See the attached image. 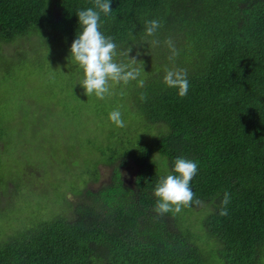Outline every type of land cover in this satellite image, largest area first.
Returning a JSON list of instances; mask_svg holds the SVG:
<instances>
[{
	"label": "trees",
	"instance_id": "1",
	"mask_svg": "<svg viewBox=\"0 0 264 264\" xmlns=\"http://www.w3.org/2000/svg\"><path fill=\"white\" fill-rule=\"evenodd\" d=\"M89 7L94 0H0V83L24 59L4 47L22 39L31 40L34 57L46 53L52 66L66 61L77 80L68 48L80 31L75 12ZM110 7L100 30L117 44L115 61L140 69L143 80L109 81L110 94L91 96L99 116L108 118L111 99L123 114L119 145L93 146L95 160L79 174L82 186H69L64 210L0 235V264H264V0H111ZM152 19L160 28L147 36ZM41 38L50 47L39 49ZM179 69L189 83L183 97L163 81ZM72 89L77 100L82 89ZM18 90L13 79L0 93V114L10 113L0 115L2 148L5 119L26 126L29 108L16 106ZM179 156L198 163L193 199L184 210L157 214L152 189L166 174L162 162L171 170ZM33 165L13 182L1 175L0 195L11 201L21 187H41ZM100 165L110 166L108 180L100 181ZM126 165L134 168L130 182Z\"/></svg>",
	"mask_w": 264,
	"mask_h": 264
},
{
	"label": "rangeland",
	"instance_id": "2",
	"mask_svg": "<svg viewBox=\"0 0 264 264\" xmlns=\"http://www.w3.org/2000/svg\"><path fill=\"white\" fill-rule=\"evenodd\" d=\"M43 38L37 44L39 49L44 48V43H47ZM30 44L31 40L22 39L19 43H10L4 47L7 49V55L18 57L20 53H24V59L13 69L12 79L0 83V93L14 79L16 86L19 85L16 94L18 101L15 104H23L29 111L24 120V128L13 126L14 120L11 119H5L2 124L6 131L1 135L5 141L3 148L0 142V176L9 172L8 178L11 175L13 182L17 176L22 178L27 164H34L35 178L38 177L39 182L33 184L41 187L35 188L36 191L26 186L21 187L23 190L18 194V198L12 197L11 201L0 195V210L7 208L3 212L0 211L1 236L23 226L21 222L27 221L26 219L31 223L46 220L56 212L64 210L65 193L70 189L69 186H82L84 176L79 174L95 160L94 147H100L107 142L119 145L122 137L121 127L111 123L107 116L98 115L99 107L93 97H87L82 90H77L75 96L78 99L73 98L72 86L76 88L77 83L74 84L76 80L65 71L66 61L57 62L52 66L48 63L46 53L40 52L38 57L30 54ZM47 45L50 47L48 43ZM105 108L111 112L117 109V105L111 99L107 101ZM100 113H105V109H101ZM9 114L4 112L0 115L8 117ZM121 116L123 121H126L122 113ZM33 119L38 122L36 127L29 126ZM89 140H92V144L87 143ZM65 143L70 144L66 145L68 152L64 149ZM100 168V181L108 180L110 166L100 165ZM133 170L134 168L128 165L123 168L128 182L133 179ZM54 180L59 181V185L54 186ZM62 181H65V184L62 185ZM99 185L91 184L94 188ZM69 198L72 203L80 204L79 198L72 193H69ZM184 209L185 206H181L180 210ZM197 242L202 245L201 239Z\"/></svg>",
	"mask_w": 264,
	"mask_h": 264
},
{
	"label": "clouds",
	"instance_id": "3",
	"mask_svg": "<svg viewBox=\"0 0 264 264\" xmlns=\"http://www.w3.org/2000/svg\"><path fill=\"white\" fill-rule=\"evenodd\" d=\"M110 4L111 0H94V7L75 12L80 31L76 33L68 48V62H71L79 72L74 84L78 83L87 97L94 95L101 100L110 94L109 81L127 84L130 80H137L138 84H143L142 79H137L140 69L132 64L115 61L117 44L111 36H106L100 30L101 14L108 16L113 11ZM159 28L160 21L157 19L147 20L144 23L147 36H152ZM163 81L167 87L176 89L180 97L188 93L186 70H167ZM108 120L117 127H124L121 113L117 109L109 112ZM161 166L166 174L157 180L152 189V195L155 197L153 211L157 214L179 212L182 205L189 204L193 199L190 181L197 173L198 163L179 156L172 162L171 170L168 169L166 162H162ZM223 203H228L227 193ZM226 211L223 209L222 214H226Z\"/></svg>",
	"mask_w": 264,
	"mask_h": 264
}]
</instances>
